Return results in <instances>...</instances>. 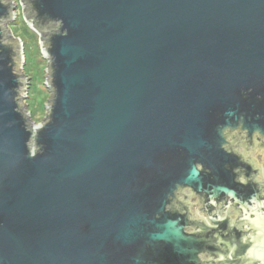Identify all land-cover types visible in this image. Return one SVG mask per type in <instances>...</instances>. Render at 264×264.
Wrapping results in <instances>:
<instances>
[{"label":"water","instance_id":"1","mask_svg":"<svg viewBox=\"0 0 264 264\" xmlns=\"http://www.w3.org/2000/svg\"><path fill=\"white\" fill-rule=\"evenodd\" d=\"M12 3L0 264H264V0H19L38 124Z\"/></svg>","mask_w":264,"mask_h":264},{"label":"rangeland","instance_id":"2","mask_svg":"<svg viewBox=\"0 0 264 264\" xmlns=\"http://www.w3.org/2000/svg\"><path fill=\"white\" fill-rule=\"evenodd\" d=\"M13 2L14 18L6 24L15 39L22 44L23 63L21 71L28 78V89L25 99L26 111L29 112L31 121L38 124L45 117L44 103H47L49 92L44 85L46 61L40 52L38 44L39 35L30 29L22 14V7L19 0ZM22 40V41H21ZM23 42V43H22Z\"/></svg>","mask_w":264,"mask_h":264},{"label":"flooded vegetation","instance_id":"3","mask_svg":"<svg viewBox=\"0 0 264 264\" xmlns=\"http://www.w3.org/2000/svg\"><path fill=\"white\" fill-rule=\"evenodd\" d=\"M254 159L256 161V163L258 164V166H262L263 165V162H262V156L259 155V154H254ZM191 202L193 204V207H192V211L194 209L195 211V214L198 216L199 214H197L196 210L198 208V205L196 204V199H191ZM199 217V216H198Z\"/></svg>","mask_w":264,"mask_h":264},{"label":"built area","instance_id":"4","mask_svg":"<svg viewBox=\"0 0 264 264\" xmlns=\"http://www.w3.org/2000/svg\"><path fill=\"white\" fill-rule=\"evenodd\" d=\"M23 53V52H22ZM29 84V83H28ZM28 86V85H27ZM28 89V88H27ZM27 89H26V91H25V93L27 94ZM26 94H25V99L28 97V96H26ZM25 102V101H24Z\"/></svg>","mask_w":264,"mask_h":264},{"label":"trees","instance_id":"5","mask_svg":"<svg viewBox=\"0 0 264 264\" xmlns=\"http://www.w3.org/2000/svg\"><path fill=\"white\" fill-rule=\"evenodd\" d=\"M22 41V40H21ZM23 43V42H22ZM27 99H29V97H27Z\"/></svg>","mask_w":264,"mask_h":264}]
</instances>
